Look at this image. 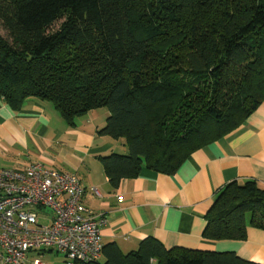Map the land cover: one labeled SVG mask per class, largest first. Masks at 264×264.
<instances>
[{
  "label": "trees",
  "instance_id": "16d2710c",
  "mask_svg": "<svg viewBox=\"0 0 264 264\" xmlns=\"http://www.w3.org/2000/svg\"><path fill=\"white\" fill-rule=\"evenodd\" d=\"M0 21L2 102L50 103L69 127L106 110L97 135L126 148L98 158L113 189L143 170L176 174L264 103V0H0ZM204 221L208 241L264 231V187L225 185ZM102 259L86 264H254L152 237Z\"/></svg>",
  "mask_w": 264,
  "mask_h": 264
},
{
  "label": "crops",
  "instance_id": "0c3cea01",
  "mask_svg": "<svg viewBox=\"0 0 264 264\" xmlns=\"http://www.w3.org/2000/svg\"><path fill=\"white\" fill-rule=\"evenodd\" d=\"M107 116L106 110H97L69 127L50 103L28 99L14 112L0 99V169L39 164L75 175L83 189L82 205L103 221V247L113 244L127 254L152 237L166 249L234 253L264 264V231L248 228L245 241L202 238L204 216L220 189L247 181L264 187V103L236 131L192 154L176 174L143 170L116 189L98 160L117 153L120 145L97 135Z\"/></svg>",
  "mask_w": 264,
  "mask_h": 264
},
{
  "label": "built area",
  "instance_id": "2783aa9c",
  "mask_svg": "<svg viewBox=\"0 0 264 264\" xmlns=\"http://www.w3.org/2000/svg\"><path fill=\"white\" fill-rule=\"evenodd\" d=\"M82 194L72 174L39 164L0 169V264H24L29 253L39 254L31 264H44L43 252L62 254L66 264L100 261L103 221L82 205Z\"/></svg>",
  "mask_w": 264,
  "mask_h": 264
},
{
  "label": "rangeland",
  "instance_id": "374dc122",
  "mask_svg": "<svg viewBox=\"0 0 264 264\" xmlns=\"http://www.w3.org/2000/svg\"><path fill=\"white\" fill-rule=\"evenodd\" d=\"M59 23L56 24L55 26H53L52 30H56L58 29ZM0 34L8 39L7 36V31L6 29H4L2 22L0 21ZM9 40V39H8ZM104 110V109H103ZM80 118H78V120H76V122L79 121ZM120 145H118L117 147V153L119 154L121 151H124L126 153V148L125 147H119ZM39 254L37 253H29L27 255L26 261L24 264H31V261L33 260V258L38 257ZM39 259L41 260V262H43L44 264H66L65 258L62 254H57L56 252H44L42 253L41 257H39ZM100 262H103V259L100 260Z\"/></svg>",
  "mask_w": 264,
  "mask_h": 264
}]
</instances>
